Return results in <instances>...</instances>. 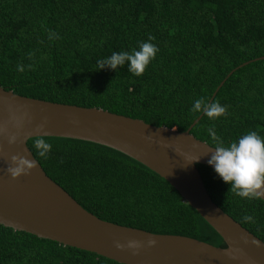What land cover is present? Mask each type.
<instances>
[{
    "label": "trees",
    "instance_id": "obj_1",
    "mask_svg": "<svg viewBox=\"0 0 264 264\" xmlns=\"http://www.w3.org/2000/svg\"><path fill=\"white\" fill-rule=\"evenodd\" d=\"M49 32L57 37L50 40ZM149 35L159 51L143 75H132L127 64L96 70L98 59L136 48ZM18 64L32 68L19 72ZM0 86L179 131L203 112L192 111V102L213 97L226 114H203L191 129L196 138L214 147L213 126L225 145L249 131L264 137V0H0ZM33 138L28 145L47 175L98 217L225 246L166 179L136 159L55 136H44L52 147L43 159ZM198 168L212 199L264 241V200L241 198L213 168ZM0 264L124 263L0 224Z\"/></svg>",
    "mask_w": 264,
    "mask_h": 264
},
{
    "label": "water",
    "instance_id": "obj_2",
    "mask_svg": "<svg viewBox=\"0 0 264 264\" xmlns=\"http://www.w3.org/2000/svg\"><path fill=\"white\" fill-rule=\"evenodd\" d=\"M202 115L179 131L99 107L20 95L0 86V224L124 264H264V241L226 213L207 190L198 164L211 167L207 160L214 149L191 133ZM13 134L17 142L10 145L7 136ZM37 135L92 141L136 159L166 179L216 230L225 246L98 217L47 175L28 145ZM11 155L36 159L37 166L13 179L6 172ZM196 158L198 162H190ZM149 239L154 245L147 244ZM131 240L140 246L128 248ZM117 243L124 247H116Z\"/></svg>",
    "mask_w": 264,
    "mask_h": 264
},
{
    "label": "clouds",
    "instance_id": "obj_3",
    "mask_svg": "<svg viewBox=\"0 0 264 264\" xmlns=\"http://www.w3.org/2000/svg\"><path fill=\"white\" fill-rule=\"evenodd\" d=\"M54 37H57V34L49 32L48 38L51 40ZM153 40L154 37L149 35L147 40L138 42L136 48L128 51H113L110 56L96 61V70L105 68L117 70L118 67L127 64V69L132 75L137 77L143 75L159 51L157 45L152 43ZM32 56L33 53L30 52L28 54L29 59ZM25 67L31 69L32 64L27 66L18 64L16 70L23 72ZM191 110H202L209 119L221 117L227 111L226 107L218 102L204 103L201 99L192 102ZM16 126H20L19 121H17ZM208 134L214 142V147H212L214 151L211 152L207 163L223 182L230 185V191L249 200L264 198V137L255 131H249L225 145L224 141L215 134L214 126L208 129ZM7 142L10 145L15 144L17 136L15 134L7 136ZM32 146L36 150V154L43 159L48 158V153L52 147L43 135L35 136ZM199 159H192L190 162H198ZM9 160L6 172L13 179L19 178L21 175H28L37 166L36 159L30 160L25 156L11 155ZM242 219L245 222L253 221V217L250 215H244ZM154 243L155 241L151 239L147 241L149 246L154 245ZM139 246V242L135 240H131L127 244V247L131 249ZM116 247L122 248L124 245L117 243Z\"/></svg>",
    "mask_w": 264,
    "mask_h": 264
}]
</instances>
